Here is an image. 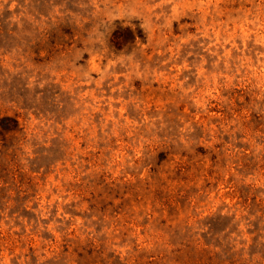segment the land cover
<instances>
[{
	"label": "rangeland",
	"instance_id": "1",
	"mask_svg": "<svg viewBox=\"0 0 264 264\" xmlns=\"http://www.w3.org/2000/svg\"><path fill=\"white\" fill-rule=\"evenodd\" d=\"M0 264H264V0H0Z\"/></svg>",
	"mask_w": 264,
	"mask_h": 264
},
{
	"label": "trees",
	"instance_id": "2",
	"mask_svg": "<svg viewBox=\"0 0 264 264\" xmlns=\"http://www.w3.org/2000/svg\"><path fill=\"white\" fill-rule=\"evenodd\" d=\"M130 30L132 33H134V31H132L133 30L132 28H130ZM134 38H136V34H134Z\"/></svg>",
	"mask_w": 264,
	"mask_h": 264
}]
</instances>
